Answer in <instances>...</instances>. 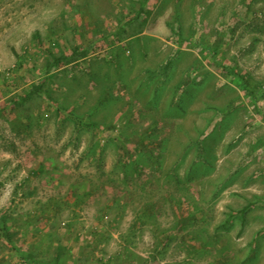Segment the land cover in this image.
<instances>
[{"label":"rangeland","instance_id":"374dc122","mask_svg":"<svg viewBox=\"0 0 264 264\" xmlns=\"http://www.w3.org/2000/svg\"><path fill=\"white\" fill-rule=\"evenodd\" d=\"M0 218V264H264V0H0Z\"/></svg>","mask_w":264,"mask_h":264},{"label":"trees","instance_id":"16d2710c","mask_svg":"<svg viewBox=\"0 0 264 264\" xmlns=\"http://www.w3.org/2000/svg\"><path fill=\"white\" fill-rule=\"evenodd\" d=\"M141 13V12H140ZM67 58L65 57V56H62L60 59H57L56 60V63H55V65L56 66H60V65H62V61H64V60H66ZM54 65V66H55ZM228 70H230V69H228ZM230 71H232L231 73H233V74H235V72H234V70H230ZM238 76V75H237ZM243 87L247 90V92L248 93H250V94H253L254 95V91H253V89H251L250 87H249V85L248 84H246V83H244L243 82ZM40 89H41V84H37V85H34V87H33V90L32 91H30V94L32 95L35 91L37 92V91H40ZM24 98H29V95H26ZM254 205V203H250L249 204V207H251V206H253ZM0 231L2 232V236L6 239V241L9 243V244H14V241H13V238H12V234L10 233V231L8 230V226L6 225V223H5V219L4 218H0ZM24 256H25V258H28L29 260H34L33 258H32V255L30 254V253H28V254H23Z\"/></svg>","mask_w":264,"mask_h":264}]
</instances>
